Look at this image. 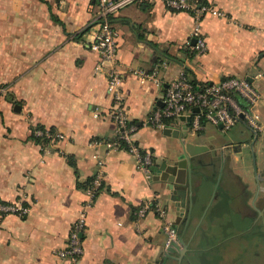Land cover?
I'll return each instance as SVG.
<instances>
[{
	"label": "crops",
	"instance_id": "1",
	"mask_svg": "<svg viewBox=\"0 0 264 264\" xmlns=\"http://www.w3.org/2000/svg\"><path fill=\"white\" fill-rule=\"evenodd\" d=\"M189 2L225 13L202 18L203 54L192 49L191 9L144 0L111 16L128 117L137 126L133 137L153 153L154 176L148 179L133 154L105 144L117 134L107 76L96 71L100 57L90 49L100 21L96 0H0V201L22 198L29 207L24 216L0 214V264H73L54 251L67 245L82 211L84 254L76 264H203L213 254L211 243L226 245L216 264H232L236 217L244 212L248 222L241 234L248 236L257 227V200L264 194L258 159L264 152V0ZM156 66L160 84L142 82L132 72ZM184 68L201 83L248 79L261 94L263 130L254 132L243 120L229 130L207 123L199 132L192 125L184 131V121L174 124L194 145L195 165L190 173L184 160L185 183L173 184L161 166L166 162L171 173L185 147L181 138L154 128L150 117L162 109L165 87ZM34 126L64 138L38 142ZM100 171L92 198L79 183L86 185ZM152 200L187 244L181 261L179 252L167 250L164 220L153 210L136 216Z\"/></svg>",
	"mask_w": 264,
	"mask_h": 264
},
{
	"label": "built area",
	"instance_id": "2",
	"mask_svg": "<svg viewBox=\"0 0 264 264\" xmlns=\"http://www.w3.org/2000/svg\"><path fill=\"white\" fill-rule=\"evenodd\" d=\"M142 1L144 0H96L100 21L90 44V49L99 54L100 58L96 65V71L106 74L108 92L113 102L110 115L115 123L117 137L112 141H105V144L110 150L125 149L133 154L137 159L138 166L146 177L152 179L154 176L151 169L153 153L149 150H143L133 137L137 126L134 123H130L128 117L125 97L122 91L123 75L117 64L116 32L111 23V16L119 9ZM163 1L171 9H191L193 11L196 23L192 31L194 39L192 49L195 54L205 53L207 44L201 29L202 18L206 14L221 17L225 16V13L212 5H191L189 0ZM132 72L142 82L153 81L160 84L158 66L154 67L151 71L137 68ZM260 99V92L246 78L230 77L218 83H207L202 88L195 89L189 80L186 68H184L165 87L163 93L164 105L162 109L150 117V123L154 128L164 130L169 127L172 128L178 122H182V116L191 115V125L195 132L201 131L207 123H213L221 126L224 130H229L240 120L245 121L254 132H259L263 130L260 123V114L257 110ZM195 107L199 108L198 112L194 111ZM166 120H170L171 122L167 123ZM32 135L36 138L46 139L49 142L48 145L64 138V135L60 131L39 126L33 127ZM122 143H125L127 146H122ZM98 165H104V161L99 159ZM101 179L102 172L100 171L95 175L91 185L87 189L92 198H95L97 194L101 185ZM22 200V198H19L14 202L0 201V214L15 213L20 216L27 215L29 207L23 205ZM150 210H153L164 220V230L167 234L166 246L169 247L172 241L178 240V234L174 225L170 221L165 220L167 212L157 201L152 200L142 204L136 210V216L142 218ZM85 225L86 212L82 211L70 230L67 245L54 251L57 257L69 259L73 264H76L80 260L84 254L83 235Z\"/></svg>",
	"mask_w": 264,
	"mask_h": 264
},
{
	"label": "rangeland",
	"instance_id": "3",
	"mask_svg": "<svg viewBox=\"0 0 264 264\" xmlns=\"http://www.w3.org/2000/svg\"><path fill=\"white\" fill-rule=\"evenodd\" d=\"M259 161V171L261 177H263L262 183L264 182V152L263 154L258 157ZM257 195H259V187L258 182H260L259 174L257 173ZM263 186V185H262ZM257 207L263 213V217L257 221V227L252 231L250 234L242 235L241 230H243L244 225L248 222V219L243 216V211L239 216L236 217V222L238 223V230H237V238L234 242L232 254L230 255V260H232V264H264V194H262L257 200ZM260 215V212H259ZM246 227V226H245ZM220 236V233H219ZM248 238V240L246 239ZM225 246L219 248H213L214 244L211 243L210 248L212 251L211 256H207V259L203 264H216L219 260L222 259L223 251L225 250ZM230 260L226 261L229 263Z\"/></svg>",
	"mask_w": 264,
	"mask_h": 264
},
{
	"label": "water",
	"instance_id": "4",
	"mask_svg": "<svg viewBox=\"0 0 264 264\" xmlns=\"http://www.w3.org/2000/svg\"><path fill=\"white\" fill-rule=\"evenodd\" d=\"M195 112L199 111L198 107L194 108ZM181 120L186 122V124L184 125L183 129L184 131H187L189 126L192 124V116L191 115H187V116H182ZM163 132L167 135H173L174 137L177 138H181L182 139V143L184 145V151L183 154L181 155V160L182 161H178L175 162L173 165H171L170 169L172 170V172L170 173L169 171H167V163L163 162L162 166H161V170H163L162 176L163 178L169 179V181H171L173 184L174 183H185V180H183V171H184V160L186 161L187 167L190 171V173L193 172V168L195 165V160L193 158L190 157V155L194 154V148H193V144L190 142H187V138L188 135L187 134H183L181 132V130L179 129H173V128H166L163 130ZM186 133V132H185ZM179 243H182L184 245V251H180V247H179ZM168 252H179L181 257H179L180 261L182 260V258L186 255V252L188 251V247L187 244L178 237L177 241H172L169 245V247H167Z\"/></svg>",
	"mask_w": 264,
	"mask_h": 264
},
{
	"label": "trees",
	"instance_id": "5",
	"mask_svg": "<svg viewBox=\"0 0 264 264\" xmlns=\"http://www.w3.org/2000/svg\"><path fill=\"white\" fill-rule=\"evenodd\" d=\"M187 73L189 74V80L191 82V84L194 86L195 89H200L202 88L204 85H206L207 83H201L199 81H197L194 77H193V74L192 72L189 70V69H186ZM167 123H170L171 121L170 120H166ZM41 140H44V141H47L46 139H40V138H37V141H41ZM122 146H127L125 143H122ZM70 160V163L75 165V162L73 161L72 158H69ZM94 177L92 179H90L91 181H89L86 185H84L83 183H79V186L81 187H84L85 189H88V187L91 185V182L93 181ZM100 189V187H99ZM98 189V191H99ZM97 195V194H96ZM3 202V201H1ZM2 215V214H1Z\"/></svg>",
	"mask_w": 264,
	"mask_h": 264
},
{
	"label": "flooded vegetation",
	"instance_id": "6",
	"mask_svg": "<svg viewBox=\"0 0 264 264\" xmlns=\"http://www.w3.org/2000/svg\"><path fill=\"white\" fill-rule=\"evenodd\" d=\"M264 211V210H263ZM259 212H260V215H258V217H259V219L260 218H262L263 217V213H262V210H259ZM259 214V213H258ZM258 217H256L257 219H258ZM257 226V225H256ZM263 226H264V224H263Z\"/></svg>",
	"mask_w": 264,
	"mask_h": 264
}]
</instances>
